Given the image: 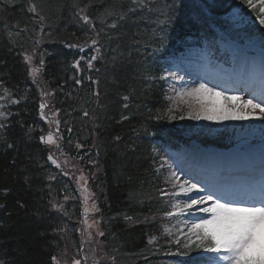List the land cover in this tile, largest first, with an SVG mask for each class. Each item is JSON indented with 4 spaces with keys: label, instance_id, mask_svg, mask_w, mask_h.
<instances>
[{
    "label": "trees",
    "instance_id": "16d2710c",
    "mask_svg": "<svg viewBox=\"0 0 264 264\" xmlns=\"http://www.w3.org/2000/svg\"><path fill=\"white\" fill-rule=\"evenodd\" d=\"M253 3L254 9L246 0H0V80L20 100L17 115L0 129V264H55L53 257L74 250L73 233L77 241L80 235L68 225L77 227L80 216L76 177L88 183L97 209L91 214L93 262H180L173 258L175 241L155 223L167 208L154 157L162 148L187 144L184 135L193 130L206 146L215 136L196 129L198 120L188 118L186 105L167 98L158 68L145 67V47L155 46L148 35L168 42L170 29L188 19L193 34L209 38L235 5L259 23L261 5ZM82 12L92 18L104 50V65L86 74L87 83L76 67L79 61L87 70L78 47L91 27ZM262 32L260 25L244 35L260 41ZM27 55L43 64L37 82L42 90L30 85ZM43 91L58 115L70 176L49 163L54 152L40 138ZM226 138L220 132L215 144ZM150 236L158 237L156 243H148Z\"/></svg>",
    "mask_w": 264,
    "mask_h": 264
},
{
    "label": "snow or ice",
    "instance_id": "6c2138e0",
    "mask_svg": "<svg viewBox=\"0 0 264 264\" xmlns=\"http://www.w3.org/2000/svg\"><path fill=\"white\" fill-rule=\"evenodd\" d=\"M246 3L249 8L256 7L253 0H246ZM259 3L261 7L257 19L259 25L264 26V0H259ZM30 10L35 12V5ZM83 20L85 23H91L87 16H84ZM95 43L96 41L93 40V44ZM260 44L261 65L264 67V32L261 33ZM26 59L31 64V57ZM95 59V56L90 58L88 67L92 66L91 61ZM76 67H79V61L76 62ZM37 72V68L32 69L33 76ZM205 94L223 96L226 102L237 100L240 103L235 105L228 103L220 108L211 99L206 100ZM178 99L186 105L188 118L193 120L203 119L222 123L228 120H244L257 112L258 118L264 119V99L259 103L254 99L243 100L240 96H229L218 92L207 83H199L194 88L184 89L178 94ZM45 107V104L40 105L41 115ZM172 111L173 109L170 108L169 113ZM170 118L177 117L172 115ZM179 118L184 117L181 115ZM45 143L53 144L55 140L49 135ZM53 163L56 161L53 160ZM166 163L165 161L161 164V167L163 168ZM168 168L170 173L168 181L173 191L164 194L186 197V199L175 204L174 209L166 214L184 216L191 215L194 210L207 214V218L202 217L191 223L187 242L182 244L180 239L175 241L178 246L176 254L189 256L195 250L216 254L214 264H264V179L258 186L235 189L204 180L193 182V179L182 178L181 173L173 170L171 165H168ZM52 259L59 264L56 257ZM73 264H80V260H74Z\"/></svg>",
    "mask_w": 264,
    "mask_h": 264
},
{
    "label": "rangeland",
    "instance_id": "374dc122",
    "mask_svg": "<svg viewBox=\"0 0 264 264\" xmlns=\"http://www.w3.org/2000/svg\"><path fill=\"white\" fill-rule=\"evenodd\" d=\"M241 19H242L241 12L238 9L234 10L232 14H230V20H232L233 22L238 23ZM216 32H217L216 35H218V39L220 38L219 40H217L218 45L220 47H225V43H227V47H226L227 50L221 49L222 52H227L229 50V53H233V55H235L234 62H236V60H238L240 57H243V54H244V58L248 61L252 60L251 58V56H253L252 52L254 54L257 53L261 55V46H258L254 41L243 42L241 43L243 45H241L234 42V40L232 41V39L224 36L218 29L216 30ZM239 52H242L243 54L239 55ZM244 75L258 76L260 81H262V83L264 84V67H262L260 62H253L252 64H250V67H248V69L246 70L244 69ZM215 90L218 92H223L229 96H232V94L226 93L224 91H220L217 89ZM179 93L180 92L174 93V95L178 97ZM242 98L243 100L250 99L246 97H242ZM205 99L206 100L211 99L212 102H214L220 108H223L228 103L234 105L240 103V101L237 100L226 102L223 96H210V94H205ZM251 99H254V101L258 103L256 98H251ZM175 102L180 103L182 106L185 105L183 101L178 98L175 100ZM0 116L2 115L0 114ZM258 116L259 113L257 112V113H253L249 118H246L244 120H228L222 123L201 119L197 121L198 126L196 129L198 128L205 129L204 133L209 134V136L211 137L219 136L220 132L224 131L226 134H228L231 141L234 143V147L235 148L242 147L241 150H244V148L253 149L254 147L255 148L260 147L264 149V119H259ZM212 152L215 154V148L204 147L197 141H192L189 147L181 149V152L179 154L173 156L174 160H173V164L171 165L172 169L177 171L178 173H181L182 178H185L184 173L182 171L183 166L187 167L188 165L191 164L192 161L195 162L198 161L197 163H199L200 161L207 162L206 157L197 158L191 156H194L199 153H212ZM208 160L210 161V163L213 162L211 157H209ZM218 160L221 161L220 159ZM186 162L189 163L186 164ZM158 167L159 169H161L160 166ZM86 197H87V203L85 209V223H86V229L89 231L87 232L85 237H87L86 242L87 244H89L91 240H93L92 231L94 230V225H95L94 221L90 220V216L92 213L96 211L95 210L96 205L94 202L88 203V201H90L93 198L92 194L88 193ZM182 198L186 199V197H182ZM202 217L203 218L205 217V213L195 210L193 214L190 215V218H192L194 221L199 220ZM190 225L191 223L187 222L186 225L181 229H186V231L188 232V228L190 227ZM187 232H182V235H187ZM97 233H99V230H97ZM172 233L173 231L171 229L166 230V234H172ZM153 241L154 240L151 239L149 243L152 244ZM70 242L71 245H74V247L75 246L76 247L74 248V250L69 251L64 256L65 259L64 263L73 264L74 260H80V264H88V261L91 258H93L91 248H90V254H88V251H84V253L82 252L83 254H81L77 249L76 241L73 242L72 240ZM59 264H61V262H59ZM91 264H96V263L91 261Z\"/></svg>",
    "mask_w": 264,
    "mask_h": 264
},
{
    "label": "bare ground",
    "instance_id": "6f19581e",
    "mask_svg": "<svg viewBox=\"0 0 264 264\" xmlns=\"http://www.w3.org/2000/svg\"><path fill=\"white\" fill-rule=\"evenodd\" d=\"M241 58L242 57H240V59H239V64L241 65V67L249 66L253 62H260L261 63V55L260 54L253 55L252 56L253 60L250 61V62H247L245 60H242ZM206 155H207V153H199V154H196V155L191 156V157L202 158V157H205ZM205 217H207V216H205Z\"/></svg>",
    "mask_w": 264,
    "mask_h": 264
}]
</instances>
